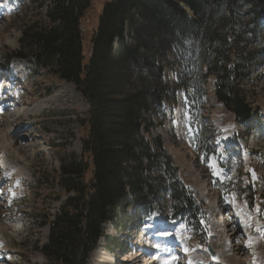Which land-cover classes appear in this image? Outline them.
Listing matches in <instances>:
<instances>
[{"label": "trees", "instance_id": "1", "mask_svg": "<svg viewBox=\"0 0 264 264\" xmlns=\"http://www.w3.org/2000/svg\"><path fill=\"white\" fill-rule=\"evenodd\" d=\"M45 1L48 13L23 32L24 52L73 84L90 109L82 157L48 175L65 198L43 220L50 229L39 251L44 263L89 264L107 223L118 234L133 222L143 227L154 214L164 216L167 199V219L193 222L201 231L203 208L161 136L152 133L155 117L167 119L164 73L170 66L179 70L174 101L180 90L202 99L203 83L213 75L218 101L233 111L236 90L257 69L247 62L264 56V41L257 43L264 0H104L87 59L84 18L96 0ZM23 58L15 54L10 61ZM112 239L106 238L111 251Z\"/></svg>", "mask_w": 264, "mask_h": 264}, {"label": "rangeland", "instance_id": "2", "mask_svg": "<svg viewBox=\"0 0 264 264\" xmlns=\"http://www.w3.org/2000/svg\"><path fill=\"white\" fill-rule=\"evenodd\" d=\"M48 4L45 0H0V264H45L38 253L49 240V227L43 220L54 216L59 197L65 198L48 175L83 154L87 101L73 84L30 62L22 45L23 32L43 20ZM103 4L104 0H96L84 18L86 59ZM257 39V43L264 41V24ZM257 49L254 45L249 51ZM15 54L24 58L10 61ZM247 65L257 68L239 88L253 112L248 126L239 124L234 113L218 101L213 75L203 83L202 99L194 98L193 90H180L174 101L179 70L170 66L164 73L170 88L164 105L167 119L155 117L152 133L161 136L184 184L205 209V232L160 216H155L159 223L139 230L133 222L120 234L107 224L104 232L113 238L111 247L123 248L109 252L104 238L97 250L100 257L94 262L92 258L91 264H186L190 257L181 255L179 246L173 247L176 239L190 244L201 260L206 256L210 264H220L223 257L218 251H224L227 236L231 244L236 240L244 245L251 234L256 251L233 250L231 255L238 261L229 264H254L252 260L259 258L264 264V129L258 131L264 126V56L252 58ZM191 168L199 174L203 192ZM166 201L164 213L168 215L171 204ZM241 211L248 215L238 219ZM243 219L250 222V232L234 231Z\"/></svg>", "mask_w": 264, "mask_h": 264}, {"label": "bare ground", "instance_id": "3", "mask_svg": "<svg viewBox=\"0 0 264 264\" xmlns=\"http://www.w3.org/2000/svg\"><path fill=\"white\" fill-rule=\"evenodd\" d=\"M185 9L187 10V8L185 7ZM187 11H189L191 13V11L188 9ZM2 138V137H1ZM192 167V166H191ZM190 173L193 175V180H196L197 181V184L196 186L198 185L200 187L199 190H202V192L204 191L203 189V186L202 184L200 183L199 181V174L197 173L196 170H193V168L190 169ZM205 195H207L208 193H206V190H205ZM246 215L247 212L246 211H243ZM241 212H239L237 215H238V219L242 218L245 216V214ZM234 228V231L238 228V229H241L243 231H249L250 232V222H248L247 220H242L241 222L237 223L236 227H233ZM249 234V233H248ZM231 242V239L228 238V236L224 239V242H223V247H224V251L223 252H220L218 251V253L220 254V256H222L223 258L221 259V262L220 264H229L231 261H235L237 262L238 261V257L237 256H233L231 255V251L233 250H248L249 248H251L253 251H256V244H255V239L252 237V234H251V237H248L247 238V242L244 244V245H240L238 244V242H236V240L233 242V244L230 243ZM2 242H0L1 244ZM177 243L175 242L174 245H176ZM240 245V246H239ZM181 249H183L181 247ZM184 250L182 251H179L183 253ZM196 253V250L195 249H191L190 250V254H189V257L190 259L192 258L193 256V259L191 260V262L189 263V259H187L186 261V264H210L209 263V258L208 257H203V259L201 260V258H199L197 255H195ZM191 255V256H190ZM200 256V255H199ZM100 257V253L96 252L93 254L92 258H93V262L94 260L96 261V259H98ZM110 257V256H109ZM108 258V256H107ZM231 260V261H230ZM166 262V260H164ZM230 261V262H229ZM233 261V262H234ZM254 262V264H261L260 263V258L257 259V260H252ZM168 263L170 261H167ZM234 264V263H233ZM236 264V263H235Z\"/></svg>", "mask_w": 264, "mask_h": 264}, {"label": "water", "instance_id": "4", "mask_svg": "<svg viewBox=\"0 0 264 264\" xmlns=\"http://www.w3.org/2000/svg\"><path fill=\"white\" fill-rule=\"evenodd\" d=\"M234 114L241 123H245L251 119L252 109L251 107L241 98L239 90H236L234 99ZM255 178V177H254ZM213 256L214 253H212Z\"/></svg>", "mask_w": 264, "mask_h": 264}]
</instances>
